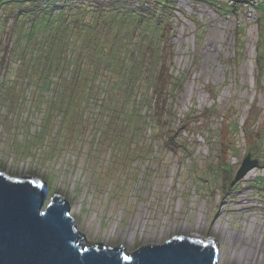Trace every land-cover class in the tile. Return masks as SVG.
I'll return each instance as SVG.
<instances>
[{
	"label": "rangeland",
	"instance_id": "obj_1",
	"mask_svg": "<svg viewBox=\"0 0 264 264\" xmlns=\"http://www.w3.org/2000/svg\"><path fill=\"white\" fill-rule=\"evenodd\" d=\"M223 1L170 0V17H161V26L153 32L121 22L120 36L128 39L134 33L142 41L140 49L158 31L153 44L166 47L165 68L180 84L167 86L166 113L158 135L151 139L153 125L141 128V118L148 113L143 102L136 105L140 121L125 116L131 105L126 85L115 86L117 72H109L91 82L87 102L77 103L72 111L75 129L83 116V134L67 128L68 120L60 125L54 112L43 142L45 148L53 140L60 149L51 161L38 156L37 148L18 154L23 143L36 140L49 94L35 88L33 81L22 80L13 54L16 39L7 30L11 10L18 4L0 5V46L7 47L6 71L0 68V95L2 80L10 77L11 87L23 93L19 99L15 94L0 99V170L11 176L41 178L47 187L45 203L54 193L65 197L85 245H121L132 252L176 234L194 235L215 242L218 264H264V183L255 182L264 180V166L257 164V151L247 155L242 132L247 119L252 129L264 127V73L258 74L257 65V53L264 52V0L241 2L228 11L219 8ZM130 2L137 5L139 0ZM141 15L147 24L153 22L147 5ZM85 34L86 30L74 31L68 51ZM46 35L54 53L55 31ZM128 64L125 61L121 68L128 71ZM141 81L137 77L132 83L137 86ZM101 101L105 106H96ZM168 129L185 151L168 147ZM103 137H107L106 146L101 143ZM93 138L96 142L90 146ZM232 142L235 154L221 152ZM225 156L236 173V185L224 192L220 172L211 169ZM245 159L250 163L241 172L240 160Z\"/></svg>",
	"mask_w": 264,
	"mask_h": 264
},
{
	"label": "trees",
	"instance_id": "obj_2",
	"mask_svg": "<svg viewBox=\"0 0 264 264\" xmlns=\"http://www.w3.org/2000/svg\"><path fill=\"white\" fill-rule=\"evenodd\" d=\"M14 1L18 6L11 10L10 27L7 30L16 39L13 47V54L17 58L15 61L16 67L21 68V76L23 77L21 78L22 80L25 79V83L33 81L36 83L35 88L45 89L49 94L46 97L42 125L39 126V131L35 133L36 140L32 143L30 141L23 143V149L18 152L19 155H26L31 152V148H37L38 156L43 154L45 155L44 160L46 158L51 161L54 156L59 154L60 149L56 147L55 141L52 142L53 140L48 143L47 147H43L44 139L52 128L54 112L59 117L60 125L63 126V123L68 120L67 128H70L72 132L77 130L78 133L83 134L86 124L83 116L78 117L79 128H74L76 127V123H74L76 117H74L75 113H72V111H74L75 105L80 102L85 105L87 102L86 97H89L93 88V86L91 87L92 81L95 82L99 76H107L109 72L115 73V71L118 76L115 86L119 82L124 83L126 85L125 90L130 98L129 101H131V105L125 111V116L137 117L140 121L139 110L136 105L140 104V101L143 102L148 113L141 118V128L147 125L150 128L153 125L151 139L158 135V129L164 121L162 120L163 114L166 113L164 97L167 86L178 88L180 84L176 83V79L169 76L165 68L166 47L159 43L157 45L153 44V37L157 34V30H155L154 36L151 35L152 37L148 39L146 45L140 49L142 46L141 39L136 37L134 33L128 39H123L120 36L119 26L121 22L126 21L131 22L134 27L140 25L146 29H152L153 32L154 29H157V26H161V17H170L173 8L170 0H139L137 5L130 2L131 0H120L121 2L118 0L121 4L116 0H0V5L6 6ZM249 1L224 0L222 3L219 2L218 5L222 10L228 11L227 9L230 7H235L241 2L249 4ZM143 5H147L152 14L153 22L151 24H147L150 22L142 18ZM53 30L57 36L58 45L54 49V53H50L52 48L47 42L46 34ZM84 30H86L84 39L82 41L77 39L78 45L74 46L73 44V48L68 51L73 32L79 34ZM16 31L17 34L15 35ZM159 33L156 39L157 42L162 39ZM2 42L4 43V41ZM153 45L156 46L153 47ZM6 48H4V44L0 46V68H3L4 72L7 65L5 63L6 53H4ZM139 49L140 51H138ZM257 57L258 74L261 75L264 73V52L257 53ZM125 61L129 62L128 71L121 68L124 66ZM43 71L45 74L42 76ZM63 73L66 76H63ZM137 77L142 78V81L137 82L136 86V82H132ZM12 78L16 79L13 76ZM1 83L3 89L0 95L1 100L12 94H15L17 99L21 94L23 95L21 91H15L11 87L13 86L11 77L10 79L5 78ZM98 104L102 107L105 106L104 101L96 103V106ZM171 114H167V118L170 119ZM249 122V119H247L242 129L244 145L248 151L247 155L252 150L257 151V164L264 166V143H262L264 127L252 129ZM182 123L190 126L189 121H183ZM166 134L168 140L170 139L167 143L170 149L174 152L178 148L185 151L184 145H180L172 139L170 129L166 131ZM105 138L107 139V137H103L101 141L103 146H106ZM109 138H111L110 135ZM95 142L94 138L91 139L90 146ZM116 143L117 139L115 138L112 141V146H115ZM25 147L29 151L24 150ZM229 150L232 151V154L236 153L233 142L232 146H228V149L221 148L223 153L228 154ZM249 160H240V165L243 162L241 167L239 165L241 172L247 169L246 166H249ZM213 169L221 174L223 181L221 189L224 192L227 188H230V185H236V173H233L226 156L218 161L217 166L211 170ZM257 181L258 186L264 183L263 179H258L255 182Z\"/></svg>",
	"mask_w": 264,
	"mask_h": 264
},
{
	"label": "water",
	"instance_id": "obj_3",
	"mask_svg": "<svg viewBox=\"0 0 264 264\" xmlns=\"http://www.w3.org/2000/svg\"><path fill=\"white\" fill-rule=\"evenodd\" d=\"M46 196L41 178L0 170V264H218L215 242L194 235L176 234L132 252L85 245L67 199L54 193L45 203Z\"/></svg>",
	"mask_w": 264,
	"mask_h": 264
}]
</instances>
